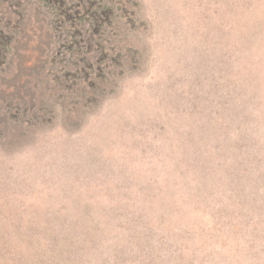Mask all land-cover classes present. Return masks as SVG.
<instances>
[{
	"label": "rangeland",
	"instance_id": "rangeland-1",
	"mask_svg": "<svg viewBox=\"0 0 264 264\" xmlns=\"http://www.w3.org/2000/svg\"><path fill=\"white\" fill-rule=\"evenodd\" d=\"M0 264H264V0H0Z\"/></svg>",
	"mask_w": 264,
	"mask_h": 264
}]
</instances>
